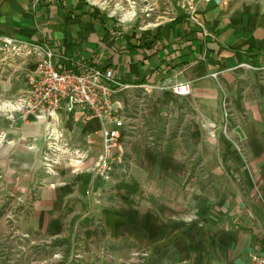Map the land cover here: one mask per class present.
<instances>
[{"label": "crops", "instance_id": "0c3cea01", "mask_svg": "<svg viewBox=\"0 0 264 264\" xmlns=\"http://www.w3.org/2000/svg\"><path fill=\"white\" fill-rule=\"evenodd\" d=\"M3 37L47 44L67 67L112 70L131 86L115 106L137 128L106 179L99 118L27 116L24 89L0 80L1 262L123 254L135 264L139 250L145 264H254L264 252V0H193L153 26L87 0H0ZM179 83L189 94L172 91Z\"/></svg>", "mask_w": 264, "mask_h": 264}, {"label": "built area", "instance_id": "2783aa9c", "mask_svg": "<svg viewBox=\"0 0 264 264\" xmlns=\"http://www.w3.org/2000/svg\"><path fill=\"white\" fill-rule=\"evenodd\" d=\"M0 40L4 47L25 45L28 54L35 57L34 69L27 75V88L23 94V114L38 118L57 112L83 121L93 117L101 120L103 150L96 171L109 179V172L122 159L126 140L137 128L133 121L126 118L115 106L114 100L118 91L131 86L115 79L112 70L101 69L88 62L64 66V62L69 58L58 55L47 44H27L10 37H3ZM172 91L177 95H187L190 92V85L179 83L172 87ZM222 110L224 118L222 131L226 134L229 130L230 117L226 99H223ZM212 135L215 136V133L212 132ZM22 204L25 210L31 206L30 201H22ZM8 218L9 222L15 221L14 217ZM253 262L264 264V252L253 255Z\"/></svg>", "mask_w": 264, "mask_h": 264}, {"label": "rangeland", "instance_id": "374dc122", "mask_svg": "<svg viewBox=\"0 0 264 264\" xmlns=\"http://www.w3.org/2000/svg\"><path fill=\"white\" fill-rule=\"evenodd\" d=\"M102 10L105 14H109L110 16L117 18L122 22L134 23V24H145L149 26H153L161 21L166 19H170L175 17L176 15L182 14L187 10H190V6L193 4V0H87ZM28 48L25 45L17 46H9L4 47L0 40V80L6 82V85H10L12 88L16 89H24L27 88V75L31 69L34 67L35 57L33 55L28 54ZM24 91L21 93V99L23 97ZM24 104V102H23ZM23 106V105H22ZM21 106L20 112L23 111V107ZM30 207V206H29ZM25 211V210H24ZM7 223L9 227V231L15 233V229L13 227V222H9L7 218ZM20 220H18L19 222ZM16 235H20L18 232ZM23 234V233H22ZM10 239V238H9ZM26 238H23L20 242V245L24 248V250H29V241ZM3 243V241H1ZM23 250V251H24ZM36 256H44L49 257L47 260L45 258H34L39 262L43 260L47 263L50 262L51 255L49 254H37ZM123 254L117 255L118 258L115 264H126V261L120 259V256ZM132 259L135 264H145V259L147 254L145 255L141 253L139 250H134L131 253ZM65 261L67 260V256H64ZM114 258V260L116 259ZM55 259V257H54ZM3 262L0 261V264H9V260L5 257L2 259ZM21 260L23 261L20 264H32L33 258L32 256L24 255ZM144 260V262H143ZM53 261V260H52ZM113 261V260H112ZM8 262V263H5ZM26 262V263H25ZM61 264V262H53L49 264ZM10 264H19L17 260L10 261ZM39 264V263H37ZM65 264V263H63ZM71 264H78L75 261ZM80 264V263H79ZM134 264V263H133Z\"/></svg>", "mask_w": 264, "mask_h": 264}]
</instances>
